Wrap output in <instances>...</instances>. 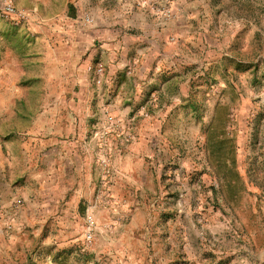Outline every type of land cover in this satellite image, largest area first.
I'll return each instance as SVG.
<instances>
[{"label": "rangeland", "instance_id": "rangeland-1", "mask_svg": "<svg viewBox=\"0 0 264 264\" xmlns=\"http://www.w3.org/2000/svg\"><path fill=\"white\" fill-rule=\"evenodd\" d=\"M14 3L26 17L0 11L1 21L39 32L41 48L48 41L57 44L62 36L51 16L67 7L65 0H38L31 9ZM85 6L84 21L92 24L97 1ZM151 10L160 43L154 58L163 57L167 76L182 77L180 107L152 115L150 148H142L140 166L135 160L122 164V179H115V159L89 156L91 167L82 156L80 173L76 163L62 158L63 173L72 175L65 183L84 196L62 198L59 224L48 219L42 231L41 220H34L39 243L31 245L33 264H264V0H154ZM40 11L44 22L31 25L32 14ZM94 59L88 71L104 65ZM37 102L13 104L27 113ZM6 103L0 101L1 154L17 157L8 165L14 176L33 172L28 159L52 155V147L37 146L42 131L36 115H5ZM150 116L146 109L108 124L130 140L129 127ZM16 123L26 130L6 129ZM98 131L84 137L97 140ZM61 151L68 156L70 148ZM108 153L104 149L103 156ZM28 207L34 213L36 203Z\"/></svg>", "mask_w": 264, "mask_h": 264}, {"label": "crops", "instance_id": "crops-1", "mask_svg": "<svg viewBox=\"0 0 264 264\" xmlns=\"http://www.w3.org/2000/svg\"><path fill=\"white\" fill-rule=\"evenodd\" d=\"M16 1L18 6L28 9L40 4L38 0ZM95 1L99 13H93L90 24L84 21L82 14H88L89 8H82V4L89 5L90 0H65L67 7L64 10L56 8L51 16L56 33L62 37L57 44L48 41L42 48L37 44L42 36L39 32L0 20V101H8L4 114L10 117L36 115L37 131H42L37 146L51 145L53 152L28 159L33 168L30 173L35 174L30 180L29 172L12 174L8 165H13L17 157L1 154L0 149V264H33L31 245L39 243L35 232L39 224L34 220H41L40 230L48 219L59 224L62 198L71 193L79 198L84 196L83 192L65 183L64 179H72V175L63 173L62 158L76 163L80 173L82 168L78 165L82 156L87 160L86 165L89 156L115 159L120 165L113 172L115 179H122V164L135 160L140 166L142 148H150L151 133L156 131L154 114L167 116L182 102L183 95L179 91L182 77L167 76L170 67L163 57H160L162 60L154 58L160 47L155 35L156 13L151 10L154 0ZM71 8L75 10L74 15L69 13ZM44 20L43 11L34 13L31 25L39 27ZM95 48L100 56H95ZM88 52L91 54L86 57ZM30 53L34 56L29 57ZM98 57L105 65L100 84L95 81L94 71L87 70L90 63L98 62L92 59ZM26 99L38 101L34 112L26 113L13 104ZM175 101L178 103L172 105ZM146 109L151 116L129 127L133 132L130 140L124 139V130L109 128L110 118L119 119L117 116H120L124 121L127 115L135 117ZM88 119L91 120L89 126ZM101 119L104 121L100 124ZM8 128L26 130L17 123ZM97 130L102 133L97 140L84 137V133L92 134ZM46 131L52 135H46ZM62 132L66 133L65 139L61 138ZM62 146L70 148L68 156L62 157ZM104 149L109 150L106 157ZM92 164L89 165L92 167ZM46 175L50 181L45 180ZM62 190L67 191L65 195ZM32 203H36L34 213L28 207Z\"/></svg>", "mask_w": 264, "mask_h": 264}, {"label": "built area", "instance_id": "built-area-1", "mask_svg": "<svg viewBox=\"0 0 264 264\" xmlns=\"http://www.w3.org/2000/svg\"><path fill=\"white\" fill-rule=\"evenodd\" d=\"M3 3L4 6L0 9L3 16L15 15L18 16V18L26 17V13L18 9V7L14 3V0H3ZM89 69L94 71L95 81L96 83L100 84L105 73L104 65L98 64L94 68L90 66Z\"/></svg>", "mask_w": 264, "mask_h": 264}]
</instances>
